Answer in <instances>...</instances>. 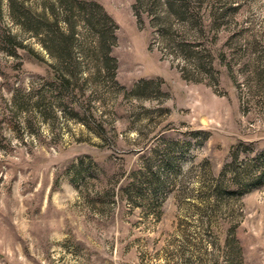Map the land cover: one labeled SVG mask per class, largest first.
<instances>
[{"label": "rangeland", "instance_id": "rangeland-1", "mask_svg": "<svg viewBox=\"0 0 264 264\" xmlns=\"http://www.w3.org/2000/svg\"><path fill=\"white\" fill-rule=\"evenodd\" d=\"M0 264H264V0H0Z\"/></svg>", "mask_w": 264, "mask_h": 264}]
</instances>
